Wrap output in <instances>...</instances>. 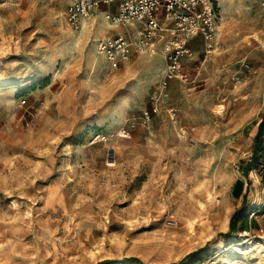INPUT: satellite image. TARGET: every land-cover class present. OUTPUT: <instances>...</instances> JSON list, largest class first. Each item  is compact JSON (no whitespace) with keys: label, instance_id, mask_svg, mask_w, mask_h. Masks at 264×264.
I'll return each mask as SVG.
<instances>
[{"label":"rangeland","instance_id":"374dc122","mask_svg":"<svg viewBox=\"0 0 264 264\" xmlns=\"http://www.w3.org/2000/svg\"><path fill=\"white\" fill-rule=\"evenodd\" d=\"M70 3L0 0V264H264L262 1L215 0L188 81L94 64L117 31L74 43Z\"/></svg>","mask_w":264,"mask_h":264},{"label":"built area","instance_id":"2783aa9c","mask_svg":"<svg viewBox=\"0 0 264 264\" xmlns=\"http://www.w3.org/2000/svg\"><path fill=\"white\" fill-rule=\"evenodd\" d=\"M261 1L264 7V0ZM112 4H117L115 11L105 12L112 25L130 23L137 27L136 46L132 42V31L109 35L98 42L97 52L113 69L128 63L136 53L157 55L161 43L166 79L188 81L182 60L192 55V42L201 37L206 44H212L217 35L215 0H71L67 21L79 29L83 20L96 14L97 8ZM163 86L166 89L167 81ZM160 99L157 97V102ZM158 110L159 107L155 106L152 111H146L144 123H148Z\"/></svg>","mask_w":264,"mask_h":264},{"label":"bare ground","instance_id":"6f19581e","mask_svg":"<svg viewBox=\"0 0 264 264\" xmlns=\"http://www.w3.org/2000/svg\"><path fill=\"white\" fill-rule=\"evenodd\" d=\"M100 8V7H99ZM98 8V9H99ZM98 9H97V11H98ZM94 17V16H93ZM92 17V18H93ZM99 17H101L100 19V21H96V23H94V24H91L89 21L92 19V18H90V19H87V20H83V22H82V25H81V31L78 33V34H73V35H70V39L69 40H72L74 43H77V42H79V41H81V40H83V38L86 36V37H90L89 35H90V33H95V32H103L105 29H104V26L106 25L105 24V22H104V18H106L105 17V12H104V10L101 8V14H100V16ZM108 21V20H107ZM116 26H122V27H129V28H131V27H133V24H130V23H128V24H118V25H116ZM115 28V27H114ZM87 31V32H86ZM91 39V38H90ZM136 41H137V39H136ZM137 43V42H136ZM95 46H96V42L94 41V43H93V45L91 46V48H92V51H93V53L95 52V54H96V48H95ZM136 46V45H135ZM91 51V52H92ZM142 55H147L148 56V54H142ZM149 56H152V55H149ZM144 57V56H143ZM145 58V57H144ZM146 59V58H145ZM104 60V58H103V56L102 55H100L98 52H97V55H95V57L93 56V63L94 64H97V65H99L100 64V62L101 61H103ZM103 63V62H102ZM101 68H102V66H101ZM156 69V68H155ZM151 72V71H150ZM219 108H223V105H220L219 106ZM243 237V236H242ZM245 241V240H244ZM250 241V240H249ZM261 245V242H256V243H254V244H252V243H247V244H245L244 245V247L246 248V249H249V250H255V249H257L259 246Z\"/></svg>","mask_w":264,"mask_h":264},{"label":"trees","instance_id":"16d2710c","mask_svg":"<svg viewBox=\"0 0 264 264\" xmlns=\"http://www.w3.org/2000/svg\"><path fill=\"white\" fill-rule=\"evenodd\" d=\"M256 146H261L262 150H263V158H264V144H263V140H264V118L262 119V121L259 124V130L256 136ZM232 227L235 229V224L232 225Z\"/></svg>","mask_w":264,"mask_h":264},{"label":"crops","instance_id":"0c3cea01","mask_svg":"<svg viewBox=\"0 0 264 264\" xmlns=\"http://www.w3.org/2000/svg\"><path fill=\"white\" fill-rule=\"evenodd\" d=\"M102 7H104L105 8V11L104 12H106V11H109V10H112V11H115V8L117 7V4H112V5H101L100 6V8H102ZM99 8V9H100ZM98 9V8H97ZM98 9V10H99ZM96 13H97V10H96ZM95 16V15H94ZM115 28H114V32L115 31H117L116 33H118V31H124L125 29H127V28H129V27H122V26H116V25H113ZM136 28L137 27H135V32L134 33H136ZM113 32V33H114ZM116 33H114V34H116ZM159 47H160V49L162 48V44L160 43L159 44ZM152 56H155V55H152Z\"/></svg>","mask_w":264,"mask_h":264}]
</instances>
